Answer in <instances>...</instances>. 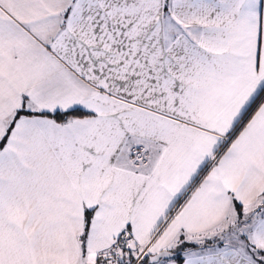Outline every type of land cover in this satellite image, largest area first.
I'll list each match as a JSON object with an SVG mask.
<instances>
[{
	"label": "snow or ice",
	"instance_id": "snow-or-ice-1",
	"mask_svg": "<svg viewBox=\"0 0 264 264\" xmlns=\"http://www.w3.org/2000/svg\"><path fill=\"white\" fill-rule=\"evenodd\" d=\"M0 264H264V0H0Z\"/></svg>",
	"mask_w": 264,
	"mask_h": 264
}]
</instances>
